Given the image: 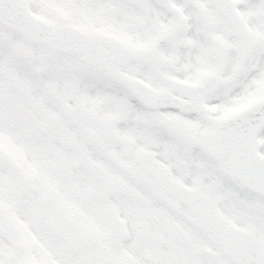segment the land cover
Returning <instances> with one entry per match:
<instances>
[{
	"label": "snow or ice",
	"instance_id": "6c2138e0",
	"mask_svg": "<svg viewBox=\"0 0 264 264\" xmlns=\"http://www.w3.org/2000/svg\"><path fill=\"white\" fill-rule=\"evenodd\" d=\"M0 264H264V0H0Z\"/></svg>",
	"mask_w": 264,
	"mask_h": 264
}]
</instances>
